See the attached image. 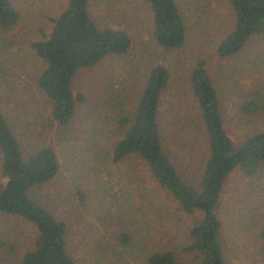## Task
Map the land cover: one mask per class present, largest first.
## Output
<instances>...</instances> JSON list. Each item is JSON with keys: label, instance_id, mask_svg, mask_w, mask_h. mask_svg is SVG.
Segmentation results:
<instances>
[{"label": "trees", "instance_id": "16d2710c", "mask_svg": "<svg viewBox=\"0 0 264 264\" xmlns=\"http://www.w3.org/2000/svg\"><path fill=\"white\" fill-rule=\"evenodd\" d=\"M15 1L0 0L2 38L19 21ZM141 1L150 13L152 41L165 50L180 48L185 23L198 12L196 0H188L189 8L182 0ZM223 1L229 18L214 32V55L223 60L244 53L248 68L258 74L248 71L237 83V110L246 131L235 141L227 133L204 57L192 62L185 74L193 102L190 118L173 107L166 116L160 111L170 72L157 62L129 65L127 75L137 80L134 88L118 81L115 87L113 77L98 75L86 82L87 97L80 72L111 56L126 55L131 44L126 30L96 22L89 0H64L49 19L48 32L28 43L38 58L33 87L40 101H31L40 107L32 117L35 135L27 134L30 122L25 121L26 144L19 142L4 106L13 97L18 76L0 63V215L30 227L26 244L6 238L7 230L0 228V264H127L120 249L144 244L126 213L132 209L130 198L121 199L118 212H100L97 225H80L81 212L95 198H106L111 178H116L112 194L122 191L116 187L122 181H134L137 193L148 196L143 177L172 205L154 196L140 199L143 204L133 218L137 229L148 230L152 221L162 225L172 213L175 220L172 230L167 229L173 235L144 248L136 264H227L217 216L224 185L232 174L253 179L264 170V79L258 72L264 52L262 63L257 59L264 44V0ZM214 25L201 17L197 29L213 30ZM5 41L0 38L2 57L10 46ZM62 149L75 155L69 168H61ZM256 227L252 261L264 264V215Z\"/></svg>", "mask_w": 264, "mask_h": 264}, {"label": "rangeland", "instance_id": "374dc122", "mask_svg": "<svg viewBox=\"0 0 264 264\" xmlns=\"http://www.w3.org/2000/svg\"><path fill=\"white\" fill-rule=\"evenodd\" d=\"M182 3L184 8H189L188 0H182ZM196 3L198 12L194 11L196 13L195 16L188 18L185 23V40L182 46L175 50H165L157 46L151 39L150 13L146 4L141 0H89L88 8L96 22L101 27L126 30L131 37V44L126 55L111 56L90 70L80 72L79 76L83 77L79 80L84 88L81 91L89 97L85 88L86 82L101 74L113 77L115 87L117 86V81L123 85L134 84L137 80L127 75L129 65L138 64L140 67L148 63L157 62L166 66L170 72L166 88L161 95L160 111L166 116L168 109L173 107L180 116L190 118L193 102L188 95L185 74L192 62L198 57H204L207 60L206 66L210 75L216 82L222 112L226 120L227 133L234 141L236 137H241L246 131V125L242 122L240 112L237 110V103L241 99L238 95L237 83L245 79L246 72L255 73V69L252 68L251 70L248 68L244 53L223 60H218L214 55L213 41L216 39L214 32L219 26L224 25L229 18L224 1L196 0ZM63 5L64 0H16L14 6L20 14L19 21L5 33L6 39L0 37L3 39L2 43H6L5 40L10 41L9 49L5 50L6 54L3 57L0 45V63H4L3 65H7V67L10 66L18 76L13 97H8L4 106L12 115L8 116V118L9 120H14L12 126L15 128V134L21 144L27 143V139L23 135V130H26L25 121L30 122V127H26L27 134H32L34 129L32 117L33 115L36 116L35 109L40 107V103L35 105L31 101L32 98L40 101V97L37 92H34L33 87L34 76L38 68V58L34 56L28 43L39 40L42 38L41 34L48 32L50 27L49 19L54 17L62 9ZM201 17L209 20L210 24H215L214 29L210 30L211 27L197 29L200 26ZM256 48L259 49L258 47ZM11 52L15 54H11ZM261 52H264V44L261 45L258 60L262 57ZM260 63H262L261 60ZM258 72L261 78L264 79L263 63ZM77 84L75 85L78 89L79 86ZM134 86L131 85L133 88ZM22 87L25 88L24 92L21 91ZM2 93L0 86V94ZM45 114L43 112V115ZM64 153H66L64 149L58 152V159L61 168H69L70 164L68 161L73 160L75 155ZM263 171L258 173L259 176L253 179L242 177L238 173L232 174L224 185L217 216L221 222L220 241L227 264H253L252 260L255 250L253 241L257 231L256 222L260 216L264 215ZM141 179L140 181L143 183L144 188L148 190V196L143 193L140 196V193H137V183L134 181H130L131 183L129 184L122 181L116 186L117 188L120 187L122 191L112 194L110 192L115 189L116 178H111L112 183L107 182L105 185L107 191L103 189L108 194L106 198L102 199L100 197L99 199L98 197L99 201L95 198L90 203H87L83 212H81L83 220L80 225H84L86 222L97 225L99 222L96 221V218L100 212H102L100 214H103L104 211L118 212L117 207L123 205L121 199L130 198L132 209L128 208L126 213H129L127 214L129 221L133 224L131 229L137 232L138 239L144 244L140 245V247H135L136 242H134L130 246L120 249L127 264L138 263L144 248L154 247L157 240H164L168 236L173 235L167 229L172 230V223L175 220L174 213L163 218L162 225L158 221H152L148 230L139 226V224H142L140 219H136L139 223H137L139 230L134 224V212L143 204L140 199L145 198L150 201L154 196L158 201H162L163 204L172 205V202L166 198L164 193L153 190V183L150 180L145 177ZM262 185L263 187H259ZM0 228L7 230L8 234L5 237L10 240H15L14 237H16V241L23 244L29 241L30 227L14 218L0 215ZM158 231L160 232L158 233ZM162 242L164 243L165 241Z\"/></svg>", "mask_w": 264, "mask_h": 264}]
</instances>
